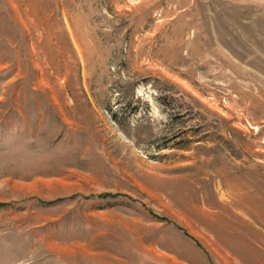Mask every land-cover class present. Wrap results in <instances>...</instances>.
Segmentation results:
<instances>
[{"label":"rangeland","instance_id":"rangeland-1","mask_svg":"<svg viewBox=\"0 0 264 264\" xmlns=\"http://www.w3.org/2000/svg\"><path fill=\"white\" fill-rule=\"evenodd\" d=\"M0 264H264V0H0Z\"/></svg>","mask_w":264,"mask_h":264}]
</instances>
